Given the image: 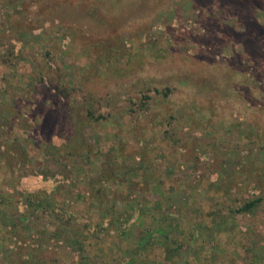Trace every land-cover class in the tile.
<instances>
[{"label": "rangeland", "instance_id": "obj_1", "mask_svg": "<svg viewBox=\"0 0 264 264\" xmlns=\"http://www.w3.org/2000/svg\"><path fill=\"white\" fill-rule=\"evenodd\" d=\"M0 264H264V0H0Z\"/></svg>", "mask_w": 264, "mask_h": 264}, {"label": "trees", "instance_id": "obj_2", "mask_svg": "<svg viewBox=\"0 0 264 264\" xmlns=\"http://www.w3.org/2000/svg\"><path fill=\"white\" fill-rule=\"evenodd\" d=\"M154 90L158 91L157 88H154ZM163 94L165 95L166 92H163ZM38 201H39V195H38V193L37 192H35V193L33 192V193L28 194L26 196V201L25 202H27L28 206L31 208L30 205H32V204L33 205H36L37 203H39ZM254 202H255V199H251V200H248V201L244 202L243 205L244 206H249V205H252ZM243 205H242V207H244ZM237 209H241V206L238 207Z\"/></svg>", "mask_w": 264, "mask_h": 264}]
</instances>
